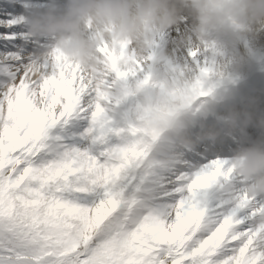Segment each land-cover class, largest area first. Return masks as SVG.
<instances>
[{
    "label": "snow or ice",
    "instance_id": "snow-or-ice-1",
    "mask_svg": "<svg viewBox=\"0 0 264 264\" xmlns=\"http://www.w3.org/2000/svg\"><path fill=\"white\" fill-rule=\"evenodd\" d=\"M33 2L0 6V264H264V196L126 110L154 56L90 85L39 57Z\"/></svg>",
    "mask_w": 264,
    "mask_h": 264
},
{
    "label": "clouds",
    "instance_id": "clouds-1",
    "mask_svg": "<svg viewBox=\"0 0 264 264\" xmlns=\"http://www.w3.org/2000/svg\"><path fill=\"white\" fill-rule=\"evenodd\" d=\"M190 20L193 49L219 53L225 45L207 40L216 32L225 42L257 39L264 33V0H47L43 7L27 13V33L47 46L39 53L41 59L59 56L60 63L77 66L90 85L102 83L104 73L113 68L131 70L137 61L144 62L158 33ZM103 50V51H101ZM148 65L150 81L137 87L141 99L132 109V117L164 137L176 149L192 148L186 135V120L193 105L203 97L222 101L229 97L225 90L205 91L211 78L231 80L228 65H210L207 76L189 74L178 67L170 74ZM238 63L231 65L235 71ZM202 92H208L202 96ZM256 101L250 100L242 109L227 107L217 117L220 131L208 129L199 141H214L221 134L237 135L240 145L228 159V167L240 178L249 196H264V110L258 114ZM254 127L258 135L249 137L246 129Z\"/></svg>",
    "mask_w": 264,
    "mask_h": 264
},
{
    "label": "bare ground",
    "instance_id": "bare-ground-1",
    "mask_svg": "<svg viewBox=\"0 0 264 264\" xmlns=\"http://www.w3.org/2000/svg\"><path fill=\"white\" fill-rule=\"evenodd\" d=\"M33 5L38 7L41 4L34 0ZM0 6L7 5L0 0ZM181 23L185 24L189 32H191L189 28V19H185ZM184 28V25L181 24L173 29L162 31L159 40L160 46L157 47V49H155L156 42L154 40L153 46L149 49V52L154 56V59L160 57L161 52H163L164 55L159 63L153 66L162 71L160 68V62H162L169 67L168 72L170 74L174 75L175 73L173 70L177 67L186 74H189V70H191V74H198L199 70L192 68V62L196 63V60H200L204 63L203 67H209L210 65L216 64H219L222 67L228 65L226 70L231 75L230 81H225L222 77L211 78L207 81L205 91L213 89L214 95L216 90H225L230 95L224 100V106H218L216 101L211 100L209 97H203L193 105L192 111L186 120V135L189 138L188 134L198 137L202 131H205L210 127H213V130L215 131H220L222 125L217 119L218 115L216 112L223 113V111L231 105L229 102L232 100H237L239 103H243L242 101L244 98L249 97L256 101V106L260 105V102L257 101L258 96L252 94V91L257 94L256 89L262 91L260 88L264 85V75L259 72V69L264 67V33L260 34L257 39H247L244 43H241L240 40L227 42L225 46L220 48L219 54L216 56H212L213 54L210 51L201 48L197 56L193 58L189 56V51L193 49L191 46L187 53L184 52L185 46L187 47V44L185 43L186 38L183 33H181ZM253 51H257L258 56L255 57ZM180 53H182V57L180 56ZM182 58L183 61H181ZM229 62H231V65L239 62L235 71L232 70V66ZM244 77H247V81L242 85H238L237 83L242 82ZM251 81L252 84H250ZM140 99V93L128 97L124 102L126 110L133 109ZM221 135L224 136L222 131L216 140H209V144L212 145L207 148L209 153L218 152L219 148L217 145V139L220 138Z\"/></svg>",
    "mask_w": 264,
    "mask_h": 264
},
{
    "label": "rangeland",
    "instance_id": "rangeland-1",
    "mask_svg": "<svg viewBox=\"0 0 264 264\" xmlns=\"http://www.w3.org/2000/svg\"><path fill=\"white\" fill-rule=\"evenodd\" d=\"M3 1V3H5L4 1L5 0H2ZM47 3V1H43V4L42 5H40V7H43L45 4ZM17 7H18V5H16ZM34 8H39V7H35V6H32L31 8H29L28 9V11H30V10H32V9H34ZM28 13V12H27ZM27 13H26V15H27ZM188 36H189V34H188ZM245 40V39H244ZM185 43H187V45H190L189 43H188V41H186ZM191 46V45H190ZM162 54V53H161ZM181 55H182V53H181ZM181 61H183V58L181 59ZM192 66L194 67V68H201V66H202V63H200V64H197V62L196 63H193L192 64ZM160 68H161V70L162 71H167L168 72V66L167 65H165L164 63H162V62H160ZM225 138H226V140H227V142H223V146H222V151H219L218 153H212V154H208L207 156H214V155H219V156H221L222 158H230L231 157V155L233 154V151L231 150V146H232V143H231V141L229 140V137H223V140H225ZM222 140V141H223ZM202 147V146H201ZM180 150H183V149H180ZM195 152H198V149H196V150H194ZM199 154H201V152L199 153Z\"/></svg>",
    "mask_w": 264,
    "mask_h": 264
}]
</instances>
